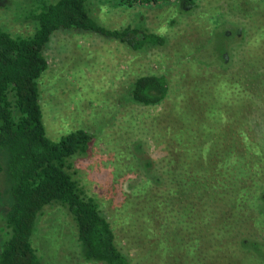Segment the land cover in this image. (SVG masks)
<instances>
[{"label":"rangeland","instance_id":"1","mask_svg":"<svg viewBox=\"0 0 264 264\" xmlns=\"http://www.w3.org/2000/svg\"><path fill=\"white\" fill-rule=\"evenodd\" d=\"M41 2L0 0V27L32 35L29 13ZM90 3L104 27L140 25L167 39L134 53L67 31L46 50L47 136H94L73 168L104 205L119 248L130 264H264V0ZM146 75L169 82L159 106L129 102ZM8 206L0 201V240ZM34 244L43 264H94L61 207L44 210Z\"/></svg>","mask_w":264,"mask_h":264},{"label":"trees","instance_id":"2","mask_svg":"<svg viewBox=\"0 0 264 264\" xmlns=\"http://www.w3.org/2000/svg\"><path fill=\"white\" fill-rule=\"evenodd\" d=\"M41 1L29 13L36 23L32 35L15 36L0 27V201H9L1 219L0 264H43L35 233L40 216L53 206L63 208L72 220L84 261L130 264L104 205L73 168V160L90 154L94 136L80 129L59 142L51 141L43 121L39 81L49 68L46 50L56 32L95 35L134 53L164 48L167 39L140 25L102 26L92 14L90 0ZM160 1L127 3L134 7ZM169 91L164 76L146 75L133 83L127 97L130 103L153 107L161 105Z\"/></svg>","mask_w":264,"mask_h":264},{"label":"crops","instance_id":"3","mask_svg":"<svg viewBox=\"0 0 264 264\" xmlns=\"http://www.w3.org/2000/svg\"><path fill=\"white\" fill-rule=\"evenodd\" d=\"M57 33V32H56Z\"/></svg>","mask_w":264,"mask_h":264}]
</instances>
